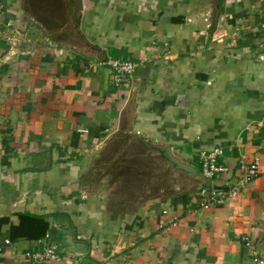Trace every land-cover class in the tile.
Returning <instances> with one entry per match:
<instances>
[{"label":"crops","instance_id":"obj_1","mask_svg":"<svg viewBox=\"0 0 264 264\" xmlns=\"http://www.w3.org/2000/svg\"><path fill=\"white\" fill-rule=\"evenodd\" d=\"M13 20L23 35L0 58V264H28L46 244L62 259L48 264L264 258V0H0L4 39ZM109 57L138 64L127 88L97 66ZM148 144L179 147L199 174L202 150L221 148L234 176L241 155L257 157L259 174L200 209L192 179L165 178ZM128 148L155 171L139 204L123 177H97ZM114 194L132 208L111 206Z\"/></svg>","mask_w":264,"mask_h":264},{"label":"built area","instance_id":"obj_2","mask_svg":"<svg viewBox=\"0 0 264 264\" xmlns=\"http://www.w3.org/2000/svg\"><path fill=\"white\" fill-rule=\"evenodd\" d=\"M5 39L6 50L0 57L3 62H9L18 47L20 38L23 35V27L19 20H13L6 25ZM225 37L224 33L215 31L213 39L220 42ZM262 58V57H260ZM99 67H108L111 71V84L117 89L127 88L138 64L133 61L121 60L116 58H106L97 63ZM0 152V159H1ZM222 150L219 147L211 150H202L197 155L200 174L202 178L208 181V184L199 187L195 194L194 200L196 206L200 209L210 210L220 207L230 200L236 198L239 193L252 182L259 174V159L257 157L246 158L243 154L239 159V167L236 176L228 166L220 163ZM5 244H10L8 240ZM28 264H48L51 262H61V256L57 251V246L46 244L41 251L25 252L23 254ZM68 261V260H67ZM69 264H76L70 262ZM253 264H264V258L254 255Z\"/></svg>","mask_w":264,"mask_h":264},{"label":"rangeland","instance_id":"obj_3","mask_svg":"<svg viewBox=\"0 0 264 264\" xmlns=\"http://www.w3.org/2000/svg\"><path fill=\"white\" fill-rule=\"evenodd\" d=\"M140 153L138 150L135 151L131 148L125 149L124 152H119L115 158L111 160H104L100 164L97 175V177H100L103 182H106V185L109 181H116V179L120 177H123L124 180L129 181L131 183L133 194H128L126 196L133 197V199L129 200L131 202L134 201L135 197V204H139L140 200L142 202L143 197H139L140 194L134 193L139 191V188L143 186L144 180L147 176L155 174V171H150L149 168L138 165L139 160L144 161L149 158L146 155ZM142 188H140V190ZM147 190L152 191V185H149V189ZM149 196L147 195V197ZM123 198L124 197L122 194H114L112 197L111 206L115 207L116 209H120L118 207H121L123 210L132 208V206H128V201H125ZM134 207L135 205H133V208Z\"/></svg>","mask_w":264,"mask_h":264},{"label":"water","instance_id":"obj_4","mask_svg":"<svg viewBox=\"0 0 264 264\" xmlns=\"http://www.w3.org/2000/svg\"><path fill=\"white\" fill-rule=\"evenodd\" d=\"M144 152H148L152 157L160 160L161 164L165 165L167 168L163 172L165 178L170 172H175L180 175L189 176L195 184L196 190L204 186L208 181L204 180L201 174L198 173L197 169L193 166L185 164L177 156L180 154V148L175 147L169 149L161 145H145V148L142 149ZM148 157V156H147ZM153 157V158H154Z\"/></svg>","mask_w":264,"mask_h":264}]
</instances>
